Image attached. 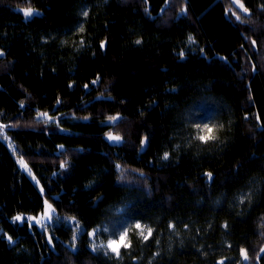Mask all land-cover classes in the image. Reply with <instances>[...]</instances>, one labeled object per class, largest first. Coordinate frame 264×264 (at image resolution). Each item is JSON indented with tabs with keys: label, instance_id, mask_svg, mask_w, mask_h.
Returning a JSON list of instances; mask_svg holds the SVG:
<instances>
[{
	"label": "trees",
	"instance_id": "obj_1",
	"mask_svg": "<svg viewBox=\"0 0 264 264\" xmlns=\"http://www.w3.org/2000/svg\"><path fill=\"white\" fill-rule=\"evenodd\" d=\"M240 1L0 0V264H264V0ZM130 223L152 236L90 248Z\"/></svg>",
	"mask_w": 264,
	"mask_h": 264
},
{
	"label": "rangeland",
	"instance_id": "obj_2",
	"mask_svg": "<svg viewBox=\"0 0 264 264\" xmlns=\"http://www.w3.org/2000/svg\"><path fill=\"white\" fill-rule=\"evenodd\" d=\"M245 13H246L245 8L240 0H229V14L234 19H237V20L241 19L242 15ZM38 118L41 123L44 122L47 125H51L55 121V119L51 118L47 113L39 115ZM118 119H119L118 117L115 118L113 122L118 121ZM197 129H198L197 130L198 139L200 136L213 137L212 135L214 134V131H215V127L213 126L212 123H203ZM207 129H211V132L209 133ZM0 136L8 143L10 148L13 151H15L14 144L10 141L8 137H6V127L3 126L2 124H0ZM207 140L199 139V141H207ZM120 141H116V142H120ZM21 160H23L24 165H26L27 167H24L21 165L20 163ZM18 161H19V165L22 168V170L30 175L31 171H30V168L27 162L21 157L18 158ZM31 177L35 182H37V180L35 179L33 175ZM47 204L51 205V208L47 210L45 208V211L38 217H35L36 219L32 220L31 223L37 224L36 222L37 220H42L43 224L46 225L47 223H50L54 220L56 212L51 203L47 202ZM46 211L48 215H45ZM49 216H50V219H49ZM23 219L24 217H22V220L20 221H23ZM137 224L140 225L139 228L136 227ZM38 225L40 226V224ZM148 229H151V235H148ZM141 233H143V235ZM152 233H153L152 227L147 224H142V223H130L127 225H123V227L120 226L117 228L115 226L105 224V225L95 228L90 233L89 244H90V248L97 253H102L108 257L110 256V257L119 258L125 249L131 248L132 240L134 237L144 242L152 236ZM121 236H124L123 243L120 242ZM145 237H147V239H145ZM110 242H115V245L118 246L119 254H117L116 252H113L111 247H108Z\"/></svg>",
	"mask_w": 264,
	"mask_h": 264
},
{
	"label": "snow or ice",
	"instance_id": "obj_3",
	"mask_svg": "<svg viewBox=\"0 0 264 264\" xmlns=\"http://www.w3.org/2000/svg\"><path fill=\"white\" fill-rule=\"evenodd\" d=\"M241 7H242V5H241ZM245 11H247V9H245ZM23 14H24L25 17H28V16H32L34 14V12H33V9L31 7H29V8H26V9L23 10ZM35 14H38V13H35ZM84 15H87V13H84ZM188 40H189V42H193L194 41V38L192 36H189L188 37ZM136 43L139 44L140 41L137 40ZM253 43H255V42L253 41ZM93 83H95V81ZM114 119H115L114 117H109V120L110 121H112ZM197 127H199V125H197ZM207 131L210 133L211 132V129H207ZM209 138H214V137H209V136H200L199 137V139H201V140H207ZM108 139L113 140V141H120L121 137H119V136H113V135H111L109 133L108 134ZM167 158H168V153H165L164 154V159H167ZM20 163H21L22 166L27 167L26 165H24L23 160H21ZM63 166L64 165L62 164L61 167H63ZM117 167H119V165H117ZM208 176H209V178H211V173H209ZM45 204H46V210L51 208V205H48L47 204V201H45ZM45 215H48L47 211H46ZM34 219H36V218L35 217H28L27 218V220H28L29 223H31V221L34 220ZM49 219H50V216H49ZM72 219L74 220V218H72ZM20 220H22V217L21 216L18 215L16 217H14V221H20ZM36 222H37V224H40L41 227H45V225L43 224L42 220H37ZM262 226H264V225H262ZM136 227L139 228L140 225L137 224ZM141 234L143 235V233H141ZM148 235H151V229H148ZM10 239L11 238H9V240ZM145 239H147V237H145ZM123 241H124V236H121L120 237V242L123 243ZM108 247H111L113 252H116L117 254H119V252H118V246L115 245V242H110L109 245H108ZM261 251H264V249H261ZM241 253H242L244 259L247 260V253H246V251L243 250V249H241ZM220 264H223V261H221Z\"/></svg>",
	"mask_w": 264,
	"mask_h": 264
}]
</instances>
